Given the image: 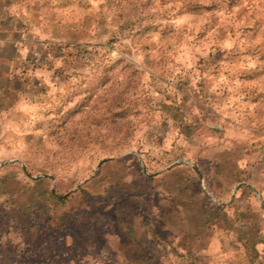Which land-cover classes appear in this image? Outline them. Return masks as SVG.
Masks as SVG:
<instances>
[{"label": "rangeland", "instance_id": "obj_1", "mask_svg": "<svg viewBox=\"0 0 264 264\" xmlns=\"http://www.w3.org/2000/svg\"><path fill=\"white\" fill-rule=\"evenodd\" d=\"M169 2L0 0V16L18 25L22 43L10 64L15 88L0 92V264H138L126 258L124 229L114 211L129 195L138 203L133 225L149 259L144 264H264V40L249 44L264 20L244 27L237 42L223 49L216 41L236 29L211 16L190 42L207 43L206 54L190 52L193 67L173 76L166 67L173 63L164 55L172 47L166 41L174 34L182 40L193 29L181 26L177 32L163 23L167 10L139 14ZM179 2L174 15L191 14L194 23L204 13L230 11L241 0ZM117 5L123 7L109 19ZM45 12L51 35L41 39L29 21ZM217 22L221 27L206 39ZM93 24L96 30L89 31ZM157 32L165 43L151 40ZM141 52L138 63L133 56ZM243 57L254 58L255 66L239 67L247 63ZM55 61L59 68H53ZM205 73L224 75L218 93L207 90L212 81ZM194 76L200 77L195 88ZM153 113L161 118L145 130L142 143L104 152L71 176L26 158L45 140L76 148L83 141L86 147L100 137L119 136L129 117L148 123ZM12 147L19 151L4 155ZM38 176L60 199L10 219L17 201L40 187L33 180ZM191 178L192 186L177 189ZM12 192L15 203L7 202ZM203 205L205 225L198 222ZM213 209L218 216L208 214ZM31 224L42 229L34 243L28 238Z\"/></svg>", "mask_w": 264, "mask_h": 264}, {"label": "clouds", "instance_id": "obj_2", "mask_svg": "<svg viewBox=\"0 0 264 264\" xmlns=\"http://www.w3.org/2000/svg\"><path fill=\"white\" fill-rule=\"evenodd\" d=\"M35 3L36 0H33ZM123 5L114 6L111 14L109 15V19H111L112 15H115L116 11H119ZM181 8V3L179 0H170L169 3H154L148 6L144 11L140 12L141 16H145L149 13H162L167 10V15L169 17L168 20L163 23H170L176 30L179 32L181 30V26L186 27L187 29H193L192 34L188 35L184 34V39L177 40V36L174 34L172 37L168 38L166 43L172 45L171 49L166 51L164 55L166 57H170L173 61L172 64H167L166 67L173 71V76L177 72L187 71L189 68H192L195 63V57L191 60L189 59L190 52H198L201 56L206 54V50L208 49V44L201 42V47L204 51L201 50V47H197L195 44L190 43L195 36V32L201 30V26L208 24L209 18L213 15L219 17V21L225 22V24L231 25L234 29H236L234 35L229 33L222 40L216 41L218 46L223 49H229L233 46L236 41V37H239L241 31L244 27H251L255 20H264V0H261L260 3H256L253 0L252 3H249L248 0H241V2L237 3L235 7H233L230 11H218L215 13H204L202 16L197 18L194 23H190L193 21V16L188 13H183L180 15H174L178 9ZM55 11V9H51ZM90 11H95V5ZM31 13H25V16L31 17ZM48 13L45 12L42 15H38L37 18L29 22L32 24L31 31L41 37V39L48 38L51 35V29L49 27V22L46 19ZM135 19V17H132ZM155 22V21H154ZM109 27H115L114 25H108ZM221 27L219 22L216 23L215 26L207 29V38H212L215 36L217 32V28ZM96 25L93 24L89 31H95ZM251 35V33H248ZM159 33H155L151 36V40L158 42L159 44L165 43L163 40H159ZM261 40H264V26L261 27L260 33L255 36L254 39L249 41V44H258ZM209 42H212L211 40ZM115 55V53H112ZM153 55L156 56V52L153 51ZM144 54L137 53L133 56V59L138 63L142 62ZM159 58V57H157ZM242 61H247V63L241 62L238 66L242 68H251L254 67V58L252 57H243ZM173 64H179V66L173 67ZM60 61H55L53 64V68H59ZM36 75H44L45 78L51 75V72L39 71L35 73ZM207 79L212 81V83L207 87L209 92L218 93V87L221 85V82H225L224 75H220L218 78H214L212 76H208L205 73ZM169 79H173V77H168ZM144 79L147 80L148 76L145 74ZM200 79L199 76H194L192 79V87H196V81ZM199 90V89H197ZM168 91H171L169 88ZM155 95V93H152ZM196 110L193 109V112ZM153 119H151L148 123H138L137 120L128 118V123L124 126L123 131L120 132L119 136L114 137H100L94 143H88L85 147L84 144L86 142H81V147H70L63 144L49 143L47 140L44 142L34 145L28 150L26 158L31 160L36 164H44V165H55L60 169H63V173H66L67 176H71L74 171H78L82 165H87L88 163L95 160L96 157H99L104 152H113L118 153L120 151H128L130 150L131 143H142L143 135L145 134V130L151 126V124H158L160 120V116L158 113H153ZM171 123V121H169ZM176 129H173L171 133H169L168 137H166V145L170 144L171 139L175 136ZM153 140H155V136H153ZM19 151V148L12 147L10 151L4 152V155H11L12 152ZM142 151L147 152L148 149L144 148Z\"/></svg>", "mask_w": 264, "mask_h": 264}, {"label": "trees", "instance_id": "obj_3", "mask_svg": "<svg viewBox=\"0 0 264 264\" xmlns=\"http://www.w3.org/2000/svg\"><path fill=\"white\" fill-rule=\"evenodd\" d=\"M188 127V126H187ZM44 177L38 176L33 179L35 182L40 185L39 188H33V192L28 196L27 200L25 201H17V204L13 206L11 212L9 214L10 219H14V221L19 220L22 217V212L26 213L29 212L31 209L36 210L37 212L41 210L48 209V201L56 200L58 201L61 196L54 195L53 191L42 187ZM194 178H191L190 181H187L185 185H179L178 190H183L185 186H192L194 184ZM7 202L10 201L15 203L14 196L15 192L8 193ZM135 196L129 195L127 196L118 206L115 207L114 211L118 214L119 219L121 221V226L124 229V235L128 250L126 251L125 255L128 261L144 264L148 262V256L144 252V249L141 247L138 239L136 229L133 225V212L137 208V202L134 198ZM204 205L200 209L199 220L198 222L205 225L207 220L209 219V215L206 214V211L203 210ZM213 213L214 215L218 216V211L213 209V212H208V214ZM41 227L36 226V224H31L29 227V240L31 243H34L39 238V234L41 232Z\"/></svg>", "mask_w": 264, "mask_h": 264}, {"label": "crops", "instance_id": "obj_4", "mask_svg": "<svg viewBox=\"0 0 264 264\" xmlns=\"http://www.w3.org/2000/svg\"><path fill=\"white\" fill-rule=\"evenodd\" d=\"M18 32V25H13L10 21H7L0 16V65L5 64L8 66L5 69L0 67V92H2L4 88L6 90H12L14 87L13 84L10 86V83L15 80L13 76L16 74L14 71L16 69L10 67V64L12 63L13 58H16V55L22 46L21 39L16 35ZM6 48L14 50V55L8 54L5 51Z\"/></svg>", "mask_w": 264, "mask_h": 264}]
</instances>
